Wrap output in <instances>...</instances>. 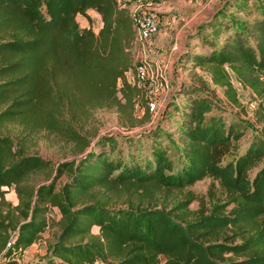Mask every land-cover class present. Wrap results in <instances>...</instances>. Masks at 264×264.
Here are the masks:
<instances>
[{"label":"trees","instance_id":"1","mask_svg":"<svg viewBox=\"0 0 264 264\" xmlns=\"http://www.w3.org/2000/svg\"><path fill=\"white\" fill-rule=\"evenodd\" d=\"M241 7L244 26L212 22L224 41L201 35L212 50L186 56L209 70L234 106L241 102L228 67L256 88L261 133L242 145L243 126L208 116L216 105L191 87L188 101L175 105L178 161L153 138L151 157L140 163L125 160L122 148L111 157L106 145L113 151L116 138L105 134L97 146L77 125L98 107H115L136 125L138 88L127 78L136 69L129 7L122 0H0V264H19L52 226L47 253L35 264H264V10ZM89 10L102 16L99 30L80 24V15L92 21ZM41 130L77 145L83 156L56 165L28 153L24 135ZM230 152L235 157L223 161ZM207 177L209 201L192 210L198 196L189 187ZM11 187L16 205L6 198ZM161 190L184 196L159 202ZM52 207L59 220L49 217Z\"/></svg>","mask_w":264,"mask_h":264},{"label":"rangeland","instance_id":"2","mask_svg":"<svg viewBox=\"0 0 264 264\" xmlns=\"http://www.w3.org/2000/svg\"><path fill=\"white\" fill-rule=\"evenodd\" d=\"M122 1L133 14L153 12L158 17L159 32L146 43L136 44L135 46L136 65L146 60L154 66L156 73L158 69L163 68L166 72L165 77L157 75L153 79L141 83L137 78L136 69L129 72L127 75L129 82L138 88L132 113V120L136 125L132 126L127 115L120 113L115 107H98L92 109L91 115L83 116L77 121L82 134L90 138L92 143L97 146L100 144L101 136L105 134L113 136L117 140V145L113 148V151L109 152L110 145L107 144L108 154L111 157H116L118 156V150L122 148L125 160L128 162L135 160L140 163H146L147 159L151 157V140L155 138L157 145L170 146L171 157L177 162L182 153L179 149L182 146V139L175 124V122H178L177 120L181 119L175 105L180 104L183 106L188 101L186 96L190 91L188 88L191 87L199 95L208 96L216 105L208 116L211 114L222 115L228 123L235 121L243 126L246 134L241 140L242 145H245L255 134L261 133L263 125L258 121L256 113L263 97L259 95L256 88L242 77L237 76L228 67L230 78L241 102L240 106H234L228 100L225 89L213 83L209 70L194 66L193 62H188L186 55L190 52L208 53L212 50L208 44L200 39L199 36L201 35H206L218 44L224 41V33L220 34L211 27L212 22L232 20L235 28L241 24L244 26L245 16L244 13H239V6L243 8V6L248 5L247 9H251L253 12L255 10L258 14L261 12L259 6L264 10V0ZM90 16L92 18L90 23L97 30L101 21L100 17L94 12H91ZM78 20L81 25L87 23L85 16L80 15ZM234 27L229 26L226 29L227 32H232ZM176 43L179 48L176 52H172V48ZM260 81L263 87L264 74H261ZM121 85L122 81L119 82V86ZM183 91L185 94L182 93ZM118 96L122 98V93L120 92ZM122 101L125 102V99H122ZM149 102L156 103L157 113L149 110ZM127 110L130 111L129 108ZM168 116L172 120L166 123ZM9 128L14 135L20 132V127L14 124H9ZM24 138H27L26 148L28 153L49 158L56 165L62 161L79 160L83 156L77 145L60 140L56 134L48 130H41L31 135L26 134ZM89 149L87 148L86 151H89ZM234 157V153L230 152L223 157V161H228ZM36 178L41 179L42 176ZM66 180L67 175L59 178L58 187H61ZM212 183L213 180L207 177L189 187L198 196L189 205L190 209L197 210L203 199L209 201V191ZM167 196H169L167 198L169 202H175L183 198L184 193L183 191L161 190L156 193L155 200L160 202ZM6 198L13 205L18 204L19 199L14 187H11L9 192L6 193ZM50 214L55 221L60 219L54 208L50 209ZM56 228L52 226V228H48L46 232L42 233L41 244L38 243L40 239L37 241L39 244L37 246L38 250L41 249L43 253L45 252V247L48 246V242L52 239L53 230H56ZM94 231L98 232V227H94ZM34 255L43 257L41 252ZM98 262L99 264H105L100 260ZM22 264H26V262Z\"/></svg>","mask_w":264,"mask_h":264},{"label":"built area","instance_id":"3","mask_svg":"<svg viewBox=\"0 0 264 264\" xmlns=\"http://www.w3.org/2000/svg\"><path fill=\"white\" fill-rule=\"evenodd\" d=\"M134 26L136 29V40L135 44H144L160 30V23L158 17L153 12H142L138 14H133ZM179 45L176 43L172 48V52H176ZM165 70L160 68L154 69V66L144 60L136 65V74L139 82L143 83L149 79H153L157 75L165 77ZM148 108L150 111L157 113L158 108L155 102H149ZM49 217H52L51 214Z\"/></svg>","mask_w":264,"mask_h":264},{"label":"crops","instance_id":"4","mask_svg":"<svg viewBox=\"0 0 264 264\" xmlns=\"http://www.w3.org/2000/svg\"><path fill=\"white\" fill-rule=\"evenodd\" d=\"M89 12V14L91 13V12H94V13H97V12H95L94 10H89L88 11ZM98 15H99V17H100V25H99V28L97 29V30H99L101 27H102V24H103V21H102V16L99 14V13H97ZM86 22L87 23H85V24H82V26H84V27H90L91 26V23L86 19ZM52 208H54V210H55V212L56 213H58L59 215V218H60V213H59V211H58V209L57 208H55V207H52ZM48 229V228H47ZM46 229V230H47ZM46 230H45V232H46ZM41 241H42V238H40V240L38 241V243L39 244H41ZM37 242H35L32 246H30L26 251H25V253H24V255H23V257H21V258H19L18 259V261H19V264H22L23 262H26V264H35V262L37 261V260H40V259H43L44 257H45V255H46V253H47V247H45V252L43 253V251L40 249V250H38V248H37V246L39 245ZM41 252V255L43 256V257H41V256H35L34 254L35 253H40ZM34 256H35V258H34ZM32 257V258H31ZM95 264H99V262L97 261Z\"/></svg>","mask_w":264,"mask_h":264}]
</instances>
